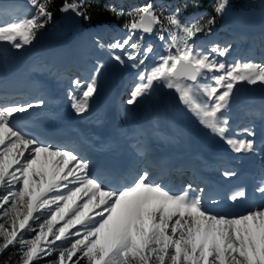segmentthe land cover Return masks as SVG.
<instances>
[{"label": "snow or ice", "instance_id": "1", "mask_svg": "<svg viewBox=\"0 0 264 264\" xmlns=\"http://www.w3.org/2000/svg\"><path fill=\"white\" fill-rule=\"evenodd\" d=\"M227 2L217 0L215 12L223 13ZM29 3L34 14L0 23V42L20 50L38 38L52 18L50 0ZM83 7L65 0L61 11L90 19ZM127 16L124 27L130 34L109 45L123 54L113 59L121 65L127 59L138 69L127 104L137 103L160 83L174 90L199 122L234 152L254 151L253 139L227 135L228 120L220 113L237 82L264 85V62L218 59L226 57L230 45L198 48L195 38L211 33L215 17L185 22L179 9L165 14L152 3ZM145 34L157 35L164 45L161 54L154 56V46L143 43ZM102 67L98 64L86 83L72 80L69 98L76 114L88 110ZM209 79L211 84L202 83ZM40 104H0V257L19 246L16 264H39L46 257H54L49 264H264V204L239 215L217 214L203 206V188L189 183L172 192L153 181L147 170L137 172L131 182L105 184L79 153L46 143L16 125L17 114ZM244 134L255 136L249 128ZM256 192L264 198V179ZM245 196L238 189L230 199ZM28 232L32 236L26 239ZM65 241L67 246L57 243Z\"/></svg>", "mask_w": 264, "mask_h": 264}, {"label": "bare ground", "instance_id": "2", "mask_svg": "<svg viewBox=\"0 0 264 264\" xmlns=\"http://www.w3.org/2000/svg\"><path fill=\"white\" fill-rule=\"evenodd\" d=\"M13 18H10L9 20H12ZM9 20L4 21L3 19L0 20V23L7 22ZM232 24L236 31L238 30L241 35V39L247 38L250 39V44H252L253 41H255L258 36H254L256 33L255 31L262 30L264 25V6L262 8L256 9V10H246L241 15L234 14L231 17ZM100 29V28H99ZM252 35L254 36L251 40ZM151 36V35H150ZM138 36H136L134 39H137ZM240 39V38H239ZM50 40V44L47 45L45 48V51H49L52 46L58 42V39H55L53 37H49L45 40L46 42ZM41 42V41H40ZM105 42V41H104ZM42 43V42H41ZM40 43H37L39 45ZM86 44L88 45L89 49L92 50V55L89 57H93L92 59L97 61L96 68L98 64H102L103 67L100 68V71L98 74H96V80H97V91L94 94V96L91 98L90 103L92 102H100L102 101L103 107L105 105V102L109 99H113L115 97V94L118 90H120L121 99L126 102L130 98L131 94V88L134 90V87L136 83L131 81L130 75H132V72L134 70H137L136 68L131 67V62L125 59V63L121 65L119 62H117L115 59H113L114 55H123L120 50L114 51L112 54H109L106 57H103L100 46L98 45V41L92 42L89 41V38L86 37ZM42 45V44H41ZM40 46L34 47L32 51H30L26 58L23 57V59L30 58L33 54H37L40 52L39 48ZM164 45H162L163 47ZM11 46L7 43L0 42V74L5 73L6 71H13L15 73H18L20 76V71L17 69V65L10 63L11 58H7L9 52H11ZM26 50V46H24L22 49H20V54H23L22 50ZM253 51V47L251 48ZM16 50V49H15ZM250 50V52H252ZM162 52H157V55L161 54ZM262 57L264 58V51L262 54ZM242 61H247L246 59H243ZM261 63L264 62V60H260ZM148 65H151L147 63ZM113 67V68H112ZM109 69H113V75H110ZM95 74V70L91 72V77ZM117 74L120 76V80L116 82V84H113V79L115 81L114 75ZM17 76V75H16ZM113 78L112 80L110 79ZM130 78V80H127ZM101 82V84H100ZM210 84L212 81L209 79L207 81ZM202 81V83H206ZM237 85H239V89L242 88L243 84L245 87L243 88V92L245 89H251L254 96H256L259 99L264 98V85H260L259 83L256 85H249L246 82H237ZM59 86V85H58ZM73 89V87H72ZM237 91V92H238ZM174 90L167 89L160 83H154V86L149 94L141 97L137 103L133 105L127 104V114L126 117L131 118L133 121H145L146 124L151 127L155 125L156 127H159L161 125L166 126H176L179 130V132H183L188 127H192L196 130V132L199 134L200 139L205 147L209 149V151H215V150H224L230 153H235L231 147L225 143L224 140H222L218 135L214 134L210 129L204 127L200 122L197 116L189 110L187 106H185L183 103L178 104V107H175L176 109L172 110V113L174 115H181L179 119V124H177L175 119L168 120L167 118H160V112L163 108V104H165V101L171 93H173ZM128 95V96H127ZM105 101V102H104ZM127 103V102H126ZM0 104H3L0 102ZM68 104L71 105L70 98ZM243 104L241 101H239V95L236 94L234 96H231L229 105L226 109L222 110L220 115L222 118L227 117L229 114L237 110L238 107H241ZM57 118H64L63 115L57 116ZM174 118V117H173ZM16 120H18V117L16 115ZM64 121V120H63ZM66 125V123H64ZM139 128L146 127L144 124H137ZM180 135V134H179ZM228 135V134H227ZM178 139H180L178 137ZM259 150V153L261 152V145L260 147H257ZM261 157H263L262 154H260ZM72 185H70L71 187Z\"/></svg>", "mask_w": 264, "mask_h": 264}, {"label": "trees", "instance_id": "3", "mask_svg": "<svg viewBox=\"0 0 264 264\" xmlns=\"http://www.w3.org/2000/svg\"><path fill=\"white\" fill-rule=\"evenodd\" d=\"M203 3H206L207 0H201ZM252 0H228L227 5L225 9H239V8H246L247 2H251ZM70 2H79L83 4V10L86 12V14L90 17V19H84L83 17L77 16L73 11H61V8L63 7L65 0H50V3L48 4V9L51 11L52 16L55 18H62L67 13H71L74 16V20L76 22V25L78 26V29H81L83 26L93 25L100 23L102 21L110 20L117 18V15L115 11L110 10L103 1L100 0H70ZM217 3V0L215 4L213 5L212 11L213 15H215V18H218L217 16H221V14H217L214 10V7ZM68 242H62L60 246H67ZM10 251V249H9ZM4 259V258H3ZM76 259V258H74ZM10 261V264H13V259L8 257L7 252V260ZM4 261H2V257H0V264H3ZM15 262V260H14ZM81 264H87L86 260H82Z\"/></svg>", "mask_w": 264, "mask_h": 264}, {"label": "rangeland", "instance_id": "4", "mask_svg": "<svg viewBox=\"0 0 264 264\" xmlns=\"http://www.w3.org/2000/svg\"><path fill=\"white\" fill-rule=\"evenodd\" d=\"M29 1V0H28ZM145 1H147V0H141V1H139V5L137 6V7H135V9L136 8H138V7H140V6H142V4L143 3H145ZM159 2H161V1H159ZM170 3H168V5H169ZM31 6V5H30ZM158 7H162V5H159ZM31 8H32V6H31ZM172 9V8H171ZM159 10H160V8H159ZM244 11H241V12H238V13H235L236 15L238 14V15H241L242 13H243ZM32 14H34V9L32 8L31 10H29V11H27L26 13H25V15L24 16H31ZM228 15V14H227ZM180 16H181V19H183L185 22H191V16H189V17H186V19L183 17V15H182V13L180 14ZM69 18V17H68ZM126 18H128V16H127V14H125L124 16H123V22L126 20ZM69 23L71 24V25H69ZM72 24H73V21H72V18H69V22H66V24L64 25V28H62V31L60 32V33H57L56 31H54V30H51L49 33H47L45 36H43L44 34H43V29L45 28V29H47V28H59L58 26V23H53L52 22V19H50L47 23H46V25H45V27L43 28V29H41L40 30V33H39V35H38V38L35 40V41H37V40H39L38 41V43H40V44H42L41 42H43V40H42V38H46V37H51V36H53V38H55V39H58V38H63V40H64V38H67L68 39V36H69V32L73 29L72 28ZM222 28H225L224 26H221L220 28H219V30L220 29H222ZM100 29H102V28H100ZM125 32H128V29H123L121 32H120V34H123V33H125ZM128 36V35H127ZM154 36L157 38V35L156 34H154ZM126 37V36H125ZM216 38V37H215ZM238 38H241L240 36L238 37ZM244 38V37H243ZM242 38V39H243ZM67 39H65V41H68ZM217 39V38H216ZM41 41V42H40ZM116 40H114V42H115ZM159 41V40H158ZM49 42L50 41H48L47 43L49 44ZM160 42V41H159ZM164 47V46H163ZM14 51H18L17 49L15 50L14 49ZM19 52H20V50H19ZM233 62V61H232ZM256 63H258V62H256ZM131 91H133V89L131 88ZM128 96V95H127ZM6 226H9V225H6ZM32 236V233L31 232H28V233H25V238L27 239V238H30ZM65 242H67V241H65ZM58 243V245H60L62 242H57ZM8 257H10L11 259H13V264H16V261L18 260V258H19V246H17V247H15V248H10V251L8 250ZM4 258V259H3ZM54 257H46V258H44V259H41L40 261H39V264H49V261L51 260V259H53ZM5 260H7V252L2 256V261H5ZM14 260H15V262H14Z\"/></svg>", "mask_w": 264, "mask_h": 264}]
</instances>
